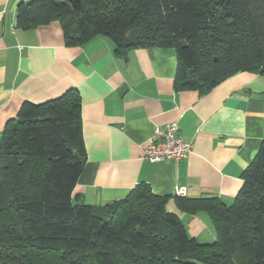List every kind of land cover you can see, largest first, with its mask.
I'll return each mask as SVG.
<instances>
[{
  "label": "trees",
  "instance_id": "1",
  "mask_svg": "<svg viewBox=\"0 0 264 264\" xmlns=\"http://www.w3.org/2000/svg\"><path fill=\"white\" fill-rule=\"evenodd\" d=\"M60 23L66 46L107 37L118 58L173 48L176 91L203 95L240 72L264 76V0H30L21 29ZM216 59V60H215ZM75 88L24 102L0 141V264H264V138L230 205L175 197L205 211L216 238L198 243L144 182L103 208L73 203L86 162Z\"/></svg>",
  "mask_w": 264,
  "mask_h": 264
},
{
  "label": "crops",
  "instance_id": "2",
  "mask_svg": "<svg viewBox=\"0 0 264 264\" xmlns=\"http://www.w3.org/2000/svg\"><path fill=\"white\" fill-rule=\"evenodd\" d=\"M28 1L0 0V141L24 102L44 103L75 88L86 162L73 203L100 209L144 182L154 194L168 196L166 211L191 238L212 243L209 215L182 212L175 197L233 202L264 138V76L240 72L203 95L176 91L173 48L136 49L123 60L104 36L66 46L58 21L30 29L17 25L16 7ZM171 123L190 153L177 163L142 159L154 129Z\"/></svg>",
  "mask_w": 264,
  "mask_h": 264
},
{
  "label": "built area",
  "instance_id": "3",
  "mask_svg": "<svg viewBox=\"0 0 264 264\" xmlns=\"http://www.w3.org/2000/svg\"><path fill=\"white\" fill-rule=\"evenodd\" d=\"M191 151V145L185 143L179 133L176 123L165 125L163 128L156 127L145 142L142 159L155 163L169 160L179 162L185 158ZM178 194L182 190L177 191Z\"/></svg>",
  "mask_w": 264,
  "mask_h": 264
},
{
  "label": "water",
  "instance_id": "4",
  "mask_svg": "<svg viewBox=\"0 0 264 264\" xmlns=\"http://www.w3.org/2000/svg\"><path fill=\"white\" fill-rule=\"evenodd\" d=\"M216 60V59H215Z\"/></svg>",
  "mask_w": 264,
  "mask_h": 264
}]
</instances>
